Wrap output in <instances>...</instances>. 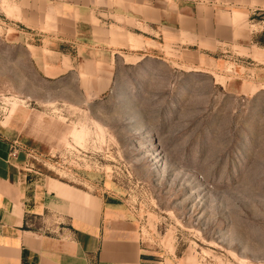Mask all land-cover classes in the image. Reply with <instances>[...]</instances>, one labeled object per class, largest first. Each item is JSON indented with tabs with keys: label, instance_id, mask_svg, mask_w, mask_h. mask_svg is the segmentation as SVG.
Returning <instances> with one entry per match:
<instances>
[{
	"label": "rangeland",
	"instance_id": "rangeland-1",
	"mask_svg": "<svg viewBox=\"0 0 264 264\" xmlns=\"http://www.w3.org/2000/svg\"><path fill=\"white\" fill-rule=\"evenodd\" d=\"M15 10L3 0L0 127L30 169L121 207L154 261L264 264V90L235 95L215 55L181 49L122 53L97 91L49 79L8 38Z\"/></svg>",
	"mask_w": 264,
	"mask_h": 264
},
{
	"label": "crops",
	"instance_id": "crops-1",
	"mask_svg": "<svg viewBox=\"0 0 264 264\" xmlns=\"http://www.w3.org/2000/svg\"><path fill=\"white\" fill-rule=\"evenodd\" d=\"M14 1L8 38L46 78L79 72L101 89L116 56L181 49L215 55L235 95L264 90V0ZM29 166L0 127V264H167L121 207Z\"/></svg>",
	"mask_w": 264,
	"mask_h": 264
},
{
	"label": "built area",
	"instance_id": "built-area-1",
	"mask_svg": "<svg viewBox=\"0 0 264 264\" xmlns=\"http://www.w3.org/2000/svg\"><path fill=\"white\" fill-rule=\"evenodd\" d=\"M2 2H3V0H0V6H1Z\"/></svg>",
	"mask_w": 264,
	"mask_h": 264
}]
</instances>
